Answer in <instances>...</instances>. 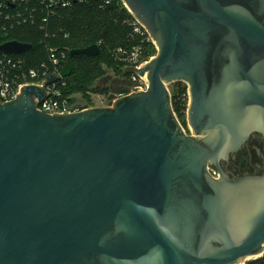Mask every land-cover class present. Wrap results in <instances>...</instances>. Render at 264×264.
Here are the masks:
<instances>
[{"label": "water", "instance_id": "1", "mask_svg": "<svg viewBox=\"0 0 264 264\" xmlns=\"http://www.w3.org/2000/svg\"><path fill=\"white\" fill-rule=\"evenodd\" d=\"M121 1L157 49L136 69L145 90L62 114L37 109L45 89L34 84L0 103V264L262 256L264 168L230 178L220 162L264 138V0ZM31 47L8 40L0 52ZM79 54L99 47L69 52ZM175 81L187 86L190 134L172 109Z\"/></svg>", "mask_w": 264, "mask_h": 264}, {"label": "trees", "instance_id": "2", "mask_svg": "<svg viewBox=\"0 0 264 264\" xmlns=\"http://www.w3.org/2000/svg\"><path fill=\"white\" fill-rule=\"evenodd\" d=\"M100 4V0L74 2L54 19L56 26L68 34L67 38H63L62 33L56 38L47 40L42 34L26 33L24 30L16 29L0 34V43L8 40L31 43L32 47L26 55L34 57L36 61L43 60L45 45L66 47L68 49L66 62L71 65L72 70L64 78L65 86L62 91L66 95L80 93L86 98L87 105H90L91 93L101 95L109 93L110 87L96 85V81L104 77L107 71H112L117 80L131 83L130 77L135 73V68L123 59L124 54H120L118 49L129 51L133 47H139L141 58L145 60H149L157 52L155 45L147 40V35L132 33L129 24L132 17L121 0H112L102 7L99 6ZM91 44L98 45V55H69L71 49L84 48ZM170 84L172 109L181 125H185L187 86L182 81ZM258 262L264 264V253Z\"/></svg>", "mask_w": 264, "mask_h": 264}, {"label": "built area", "instance_id": "3", "mask_svg": "<svg viewBox=\"0 0 264 264\" xmlns=\"http://www.w3.org/2000/svg\"><path fill=\"white\" fill-rule=\"evenodd\" d=\"M84 0H0V34L21 29L27 32L42 34L44 39H52L63 33V38L68 34L62 28L56 26L54 19L61 12L70 7L72 3H82ZM100 7L109 4L112 0H100ZM130 13V12H129ZM132 19L129 22L132 33L135 35H147L146 29L130 13ZM31 49V48H30ZM27 50L22 53L0 52V103L10 101L16 97L20 88L24 85H38L45 89V97L42 102H37V109L45 113H70L80 111L92 106H105L116 98L105 99L98 96L99 103L92 102L87 105L74 102V94L66 95L62 91L65 86L64 78L61 75L67 57L68 49L64 46L45 45L43 60L36 61L34 57L26 55ZM124 54L123 59L128 61L134 68L135 73L131 75V90H145L147 83L145 77L137 74L138 69L147 60L141 58V49L133 47L129 51L117 50ZM53 75L55 80L51 83H44L47 76ZM209 173L214 174V169L209 167Z\"/></svg>", "mask_w": 264, "mask_h": 264}, {"label": "flooded vegetation", "instance_id": "4", "mask_svg": "<svg viewBox=\"0 0 264 264\" xmlns=\"http://www.w3.org/2000/svg\"><path fill=\"white\" fill-rule=\"evenodd\" d=\"M261 150H264V138L254 133L240 150L230 154L220 165L230 178L261 174L264 168V154Z\"/></svg>", "mask_w": 264, "mask_h": 264}, {"label": "rangeland", "instance_id": "5", "mask_svg": "<svg viewBox=\"0 0 264 264\" xmlns=\"http://www.w3.org/2000/svg\"><path fill=\"white\" fill-rule=\"evenodd\" d=\"M96 85H98V86H108L110 88H108L109 89V91H108L109 93L106 94V95L91 93L90 94L91 101L95 102V103H99L98 102L99 101L98 96H100V97L104 96L105 99L107 100V99H112L115 96L120 95V93L125 94V93L131 91V83L129 84V83L125 82V81L117 80V78H114V74H113L112 71H107V73L105 74L104 77L99 78L96 81ZM167 87H168V90L170 92L171 84L170 83L167 84ZM74 102H79L80 104L88 103L86 101V98L82 97V95L80 93H75L74 94ZM182 127H183L184 131L187 134H190L191 130H190L188 124H187L186 116H185V125H182ZM261 151L264 154V150H261ZM263 161H264V159H263ZM261 257L262 256L249 257V258H247L246 260L243 261V264H259L258 261H259V259H261ZM240 264H242V263H240Z\"/></svg>", "mask_w": 264, "mask_h": 264}, {"label": "bare ground", "instance_id": "6", "mask_svg": "<svg viewBox=\"0 0 264 264\" xmlns=\"http://www.w3.org/2000/svg\"><path fill=\"white\" fill-rule=\"evenodd\" d=\"M257 256H260V254H259V255H256V256H251V257H257ZM248 258H249V257H248ZM246 259H247V258H246ZM246 259H245V260H246Z\"/></svg>", "mask_w": 264, "mask_h": 264}]
</instances>
